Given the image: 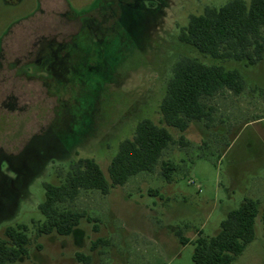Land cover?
I'll return each instance as SVG.
<instances>
[{
    "label": "rangeland",
    "instance_id": "374dc122",
    "mask_svg": "<svg viewBox=\"0 0 264 264\" xmlns=\"http://www.w3.org/2000/svg\"><path fill=\"white\" fill-rule=\"evenodd\" d=\"M228 1L0 0V41L11 53L31 58L36 43L74 36L67 56L60 52L64 58L45 47L41 57L15 65L21 78L0 81V154L17 155L36 135H43L38 145L59 140L50 149L56 154L31 165L22 180L2 161V173L18 189L9 187V202L0 207V239L9 226L29 228L30 256L14 264H194L191 241L217 235L246 199L260 203L255 238L232 264H264V59L252 67L228 64L240 69L246 86L240 95L224 91L208 100L214 107L209 126L194 121L184 133L171 129L174 142L162 160L177 167L172 183L159 166L107 195L82 191L61 207L93 222L83 218L66 237L37 236L36 230L44 221L38 206L45 182L57 184V173L79 157L94 158L108 175L120 142L132 137L138 122H160L159 105L179 59L212 63L178 36L191 15ZM52 59L57 75L39 63ZM66 139L75 145L69 148ZM175 230L190 242L182 245Z\"/></svg>",
    "mask_w": 264,
    "mask_h": 264
},
{
    "label": "trees",
    "instance_id": "16d2710c",
    "mask_svg": "<svg viewBox=\"0 0 264 264\" xmlns=\"http://www.w3.org/2000/svg\"><path fill=\"white\" fill-rule=\"evenodd\" d=\"M129 2L138 4L139 0ZM178 39L212 63L189 56L179 59L159 105L160 122L149 118L138 122L132 137L120 142L108 175L94 158L79 157L70 163L66 172L57 173V184L45 182V199L38 206L44 221L37 225V236L66 237L74 233L83 218L93 222L84 212L61 207L73 203L82 191L107 195L138 174L155 173L159 166L165 181L173 182L177 167L162 160L164 151L174 142L171 129L184 133L194 121H203L209 126L214 120V107L208 100L224 91L240 95L246 86L240 69L228 64L243 63L252 67L264 59V0H230L220 7L207 6L202 14L189 17ZM6 183L8 187L13 186L9 181ZM13 188L18 189V184ZM150 194L157 195L158 191L151 190ZM0 198V207L8 204V196L2 197L0 192ZM259 207V201L246 199L242 206L228 213L217 235L205 238L199 234L191 241L195 245L193 263L232 264L255 238ZM262 220L264 224V207ZM28 231L26 225L5 229L4 238L0 239V264H14L29 258ZM175 235L182 245L190 242L180 230H175ZM77 257L85 259L81 254Z\"/></svg>",
    "mask_w": 264,
    "mask_h": 264
},
{
    "label": "flooded vegetation",
    "instance_id": "af4514ba",
    "mask_svg": "<svg viewBox=\"0 0 264 264\" xmlns=\"http://www.w3.org/2000/svg\"><path fill=\"white\" fill-rule=\"evenodd\" d=\"M7 2L13 4L15 2H17L18 0H6ZM60 11H63V9H61ZM81 28H83L82 26H80ZM80 28V31H81ZM80 31H78V33H80ZM74 37L73 35L70 37H52L51 39H45L44 41H40L38 45V43H36L35 45H33V51H31L32 55L31 58H28V56H26L27 58L24 59L23 53H21L18 50H14L11 53V50H9V46H7L5 44V42L3 40L0 41V81L3 82V84H5L6 82V77L8 78H14L19 79L21 78L19 76V66H15V65H21L22 63H28V62H32L34 60H36L37 57H41V55L43 54V48L48 47L50 51V49H52L55 53H57V51H55L56 49H58V54L64 58V56H67V47L66 45H69L70 43L74 42V39L72 38ZM62 38V39H60ZM76 40V39H75ZM102 41V40H101ZM46 44V45H45ZM64 55V56H62ZM39 55V56H38ZM59 55L56 56V59H59ZM53 60V59H52ZM41 64H46L49 65L47 67V69L53 70L55 71V75L59 74L58 70L55 68V66L53 64H55V61L53 60V62L47 61V60H43V62H39ZM10 65H14V67H11ZM8 75V76H7ZM10 78V79H11ZM2 82H0V93H2V87L1 84ZM5 89V88H3ZM14 90H16V88H14ZM15 95V93H14ZM14 105H17V102L15 101L13 103ZM11 106L12 102L9 104H6ZM43 135H36L34 137H32L30 139V141L28 142V144L24 147V149H22L17 155L16 154H7L6 152L4 153V156L0 154V185H1V189L0 192L2 194V197H6L7 196V192H8V185H7V181H9L13 186L16 185V182L12 181L11 179L7 178L1 171V164L3 160H7L8 164L10 165V167L12 168V170H14L15 175L18 177V180H22L27 172L32 168V166L35 165H39L41 162H43L45 159L47 158H51L53 157L56 152L54 154H51V150L53 149H57L58 148V142L59 140H55L54 142H43L38 144H35L34 141L40 137V139L42 138ZM61 142V140H60ZM51 149V150H50ZM52 150V151H53ZM35 164V165H33ZM0 202L1 198H0Z\"/></svg>",
    "mask_w": 264,
    "mask_h": 264
}]
</instances>
